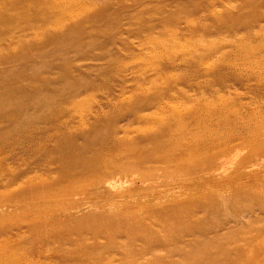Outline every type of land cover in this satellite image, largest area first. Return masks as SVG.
Masks as SVG:
<instances>
[{
    "label": "rangeland",
    "instance_id": "obj_1",
    "mask_svg": "<svg viewBox=\"0 0 264 264\" xmlns=\"http://www.w3.org/2000/svg\"><path fill=\"white\" fill-rule=\"evenodd\" d=\"M0 264H264V0H0Z\"/></svg>",
    "mask_w": 264,
    "mask_h": 264
}]
</instances>
